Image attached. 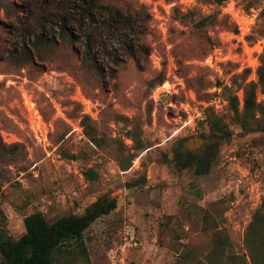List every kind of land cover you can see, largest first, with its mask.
I'll use <instances>...</instances> for the list:
<instances>
[{"label":"rangeland","instance_id":"rangeland-1","mask_svg":"<svg viewBox=\"0 0 264 264\" xmlns=\"http://www.w3.org/2000/svg\"><path fill=\"white\" fill-rule=\"evenodd\" d=\"M36 1L0 0V235L115 199L83 231L87 259L67 264H249L264 131L241 128L228 98L241 109L243 78L257 82L264 0H101L133 26L88 57L76 34L25 55L19 22ZM201 144L198 170L179 165Z\"/></svg>","mask_w":264,"mask_h":264},{"label":"trees","instance_id":"trees-1","mask_svg":"<svg viewBox=\"0 0 264 264\" xmlns=\"http://www.w3.org/2000/svg\"><path fill=\"white\" fill-rule=\"evenodd\" d=\"M33 9H37V17ZM26 11L23 21L19 22L25 55H30L25 43L39 51L41 47L55 43L57 37L75 41L76 34V40L83 45V54L88 57L98 49L106 51L105 36L108 33L123 34L133 26L131 12L114 8L101 0H39ZM31 19L35 20L34 24H30ZM124 50L132 53L127 44ZM256 76L257 82L246 81V76L243 78L241 109L235 94L228 98L237 124L247 131H264V107L256 102L255 95L257 84L264 87V59H260ZM223 125L225 127L215 119L210 123V129L222 131ZM116 203L115 199L98 198L81 214L61 216L51 222L39 211L25 216V232L19 238L0 235V264H67L86 260L83 231L113 211ZM244 243L249 264H264V196L246 227Z\"/></svg>","mask_w":264,"mask_h":264},{"label":"flooded vegetation","instance_id":"flooded-vegetation-1","mask_svg":"<svg viewBox=\"0 0 264 264\" xmlns=\"http://www.w3.org/2000/svg\"><path fill=\"white\" fill-rule=\"evenodd\" d=\"M199 139H190L189 145L193 146L196 143H201L203 139L201 137H198ZM180 147H183V144L181 143ZM212 150L211 145H205L201 144L197 148H194L192 150H185V151H179L178 155L183 156L185 158V162L182 164L179 163V165L182 166H194V168L198 170V167L200 164H202L205 160L208 159L210 155V151Z\"/></svg>","mask_w":264,"mask_h":264},{"label":"built area","instance_id":"built-area-1","mask_svg":"<svg viewBox=\"0 0 264 264\" xmlns=\"http://www.w3.org/2000/svg\"><path fill=\"white\" fill-rule=\"evenodd\" d=\"M227 11H228L229 13H231L233 16L235 15V13H233V11L229 9V7H228V10H227ZM126 239H127V238H125V240H126ZM126 241H127V240H126ZM126 241H125V243H126ZM130 241H133V238L130 237L129 242H130ZM119 264H128V263L125 262V260L122 259V260H120Z\"/></svg>","mask_w":264,"mask_h":264}]
</instances>
